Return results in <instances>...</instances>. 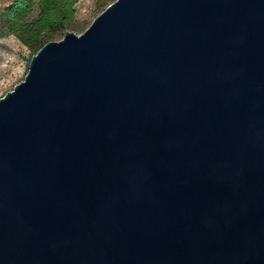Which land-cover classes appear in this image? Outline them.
<instances>
[{
    "label": "water",
    "instance_id": "95a60500",
    "mask_svg": "<svg viewBox=\"0 0 264 264\" xmlns=\"http://www.w3.org/2000/svg\"><path fill=\"white\" fill-rule=\"evenodd\" d=\"M0 264H264V0H115L33 54Z\"/></svg>",
    "mask_w": 264,
    "mask_h": 264
},
{
    "label": "trees",
    "instance_id": "16d2710c",
    "mask_svg": "<svg viewBox=\"0 0 264 264\" xmlns=\"http://www.w3.org/2000/svg\"><path fill=\"white\" fill-rule=\"evenodd\" d=\"M78 0H10L3 8L0 36L11 33L32 55L46 42L64 34L75 20Z\"/></svg>",
    "mask_w": 264,
    "mask_h": 264
},
{
    "label": "rangeland",
    "instance_id": "374dc122",
    "mask_svg": "<svg viewBox=\"0 0 264 264\" xmlns=\"http://www.w3.org/2000/svg\"><path fill=\"white\" fill-rule=\"evenodd\" d=\"M10 0H0V19L4 6ZM115 0H78L76 4V16L70 30L82 33L110 3ZM65 33V32H64ZM60 34L55 40L61 39ZM32 57L31 49L17 36L6 33L0 41V97L8 90L25 79Z\"/></svg>",
    "mask_w": 264,
    "mask_h": 264
}]
</instances>
